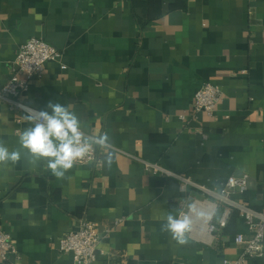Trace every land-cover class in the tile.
Wrapping results in <instances>:
<instances>
[{
	"label": "crops",
	"instance_id": "obj_1",
	"mask_svg": "<svg viewBox=\"0 0 264 264\" xmlns=\"http://www.w3.org/2000/svg\"><path fill=\"white\" fill-rule=\"evenodd\" d=\"M33 37L62 58L21 100L38 110L49 100L68 106L86 135L109 134L113 159L109 167L97 147L100 167L74 166L63 179L44 161L30 164L26 150L18 163L0 164V229L18 252L10 263L71 264L59 245L82 220L100 234L94 264L236 258L234 238L249 235L246 225L236 213L218 229L222 207L191 183L219 191L229 177L247 176L248 189L232 199L264 209V0H0V90ZM204 83L222 100L212 117H192ZM28 126L0 101V140L10 151ZM169 212L190 219L183 244L161 231ZM249 264H264V247Z\"/></svg>",
	"mask_w": 264,
	"mask_h": 264
},
{
	"label": "built area",
	"instance_id": "obj_2",
	"mask_svg": "<svg viewBox=\"0 0 264 264\" xmlns=\"http://www.w3.org/2000/svg\"><path fill=\"white\" fill-rule=\"evenodd\" d=\"M61 58V52L46 44L43 40L35 37L28 39L19 47L15 59L10 63L11 77L0 90V101L6 103L11 111L25 116V113L22 112L18 105H27L21 100V96L28 90L30 80L35 76H39L48 62L60 61ZM61 67L62 69L65 68L64 66ZM222 97L223 93L218 86L210 83L202 84L193 97L192 117H196L199 114L212 117ZM21 122V118L16 120L17 124ZM86 164H92L95 167L101 166L97 147L90 151L85 158L78 160L74 166ZM144 169L152 173L169 175L165 169L156 164L144 163ZM184 181L185 183H190L189 181ZM191 184L213 198L215 202H212V204L215 208L222 207L223 211L217 222L218 229L226 226L233 210L237 211L248 229V236L237 234L234 238V243L241 247V253L234 259H225L222 264H249L251 260L262 257L264 247V209L256 210L243 202H237L232 199L235 193L242 195L246 192L249 187L248 177H229L219 191H212L203 186ZM205 201L209 202L207 199ZM120 222L121 220L117 221L115 225ZM209 228V234L211 235L214 228ZM109 233L110 230L105 231L106 235ZM100 239L97 225L88 220H82L78 230L68 233L61 239L59 252L69 255L71 264H94L99 253L98 245ZM11 257L18 260L17 249L10 236L0 229V261L5 264H11L9 261Z\"/></svg>",
	"mask_w": 264,
	"mask_h": 264
},
{
	"label": "clouds",
	"instance_id": "obj_3",
	"mask_svg": "<svg viewBox=\"0 0 264 264\" xmlns=\"http://www.w3.org/2000/svg\"><path fill=\"white\" fill-rule=\"evenodd\" d=\"M29 126L19 135V148L9 150L0 140V164H16L26 150L29 163L37 165L44 161L48 170L57 179L66 177L78 160L85 158L90 151L98 147L104 150V162L110 167L113 153L107 132L100 135H86L81 130L78 116L68 106L49 100L45 109H35L20 104ZM188 216L177 217L172 212L161 224V231L169 232L179 243H185V233L190 229Z\"/></svg>",
	"mask_w": 264,
	"mask_h": 264
},
{
	"label": "trees",
	"instance_id": "obj_4",
	"mask_svg": "<svg viewBox=\"0 0 264 264\" xmlns=\"http://www.w3.org/2000/svg\"><path fill=\"white\" fill-rule=\"evenodd\" d=\"M236 213H237V211H234V210H233L229 217L231 218L232 216H235Z\"/></svg>",
	"mask_w": 264,
	"mask_h": 264
},
{
	"label": "bare ground",
	"instance_id": "obj_5",
	"mask_svg": "<svg viewBox=\"0 0 264 264\" xmlns=\"http://www.w3.org/2000/svg\"><path fill=\"white\" fill-rule=\"evenodd\" d=\"M210 220V219H209Z\"/></svg>",
	"mask_w": 264,
	"mask_h": 264
}]
</instances>
